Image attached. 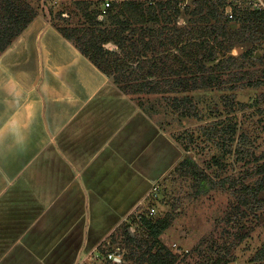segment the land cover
Listing matches in <instances>:
<instances>
[{"label": "crops", "instance_id": "1", "mask_svg": "<svg viewBox=\"0 0 264 264\" xmlns=\"http://www.w3.org/2000/svg\"><path fill=\"white\" fill-rule=\"evenodd\" d=\"M43 36L32 61L14 42L0 55V264H82L178 154L68 39Z\"/></svg>", "mask_w": 264, "mask_h": 264}, {"label": "rangeland", "instance_id": "2", "mask_svg": "<svg viewBox=\"0 0 264 264\" xmlns=\"http://www.w3.org/2000/svg\"><path fill=\"white\" fill-rule=\"evenodd\" d=\"M106 1L112 0H30L38 14L22 30V34L15 36L12 41L14 45L22 48L23 53L19 58L25 61L34 59L37 50L35 41H39V32L44 35L42 40L45 41H56V35L65 37L59 27L72 28L71 34L74 37L65 38L77 48L74 38H79L82 31L77 32L76 29L90 27L86 11L100 13L96 18L102 19L99 26L108 30L107 32L117 28L118 24L114 19L103 12V2ZM178 1L176 5L179 12L171 22L158 25L151 23L149 25L153 26L154 32L150 36L138 35L149 41L150 51L154 49L157 41H166L168 32H172L169 29L172 25L196 28L208 25L197 21L198 16L190 13L196 5V0ZM245 2L246 0H224V5L217 8L221 13L220 21L213 19L209 24L219 25L226 22V18L236 20L237 15L230 17L229 14L234 13L239 3L242 7L249 6ZM254 2L257 7L252 5L251 8L264 11L263 4L258 0ZM186 5L189 7L187 10ZM57 13H61V17H57ZM119 19H124V16L120 15ZM246 23L241 19L234 21L230 30H238L241 25H247ZM136 36L137 34L134 35ZM245 37V42L236 44L230 50L216 53V60H206L203 63L206 66L203 70L210 66L222 80L227 81L228 86H235L234 88H196L177 93L169 90L159 93H150L147 90L124 92L138 106L137 99L146 104L154 103L155 110L151 111L152 115L160 126L169 132L178 154L169 172L158 181L152 182L146 197L121 219L115 230L100 241L97 251L90 254L82 264H135L143 257L147 259L148 254L155 252L159 247V243L152 245V238L138 223L140 215H149L150 209H154L150 217H167L170 221L159 240L175 254L173 264H217L219 258L222 260L218 264H264V259L257 258L264 250V204L260 203L256 212L248 213L247 208H243L242 194L238 190L241 183L252 186L264 176V23L261 26L245 28ZM219 39L223 42L222 36ZM105 46L109 50L120 51L113 42H107ZM248 49L252 50V56L240 59L239 56ZM180 50L178 46L174 47V51ZM229 56L238 57L239 60L236 59L228 70H221V66L228 64L225 59ZM135 68L136 64L133 63L124 71L134 73ZM242 71H246L250 77L231 80L232 74H241ZM106 75L116 84L117 72ZM257 81L259 83L256 85ZM184 96L190 98L191 104L183 105L188 111H196L194 116L179 115L174 110L173 99ZM229 115L231 116L228 117ZM221 117H226L224 123L236 122V133L228 142L224 139V133L211 138L205 135L206 131L202 128V125H208ZM211 129L214 135V128ZM190 136L194 139L193 143L189 141ZM217 140L222 142H216ZM217 143H224V150L226 147L229 150L225 152L221 166L217 163L216 153L222 147ZM185 146L189 150H186ZM187 153L194 157L198 168L210 174L209 177L213 180L212 187L206 193L196 196L193 193L192 174H180L176 169ZM221 177H226L225 183L219 181ZM155 186H158L157 190H154ZM259 195L264 198L263 191ZM127 229L134 234L127 236V233H124ZM108 251L117 254V259L107 258Z\"/></svg>", "mask_w": 264, "mask_h": 264}, {"label": "trees", "instance_id": "3", "mask_svg": "<svg viewBox=\"0 0 264 264\" xmlns=\"http://www.w3.org/2000/svg\"><path fill=\"white\" fill-rule=\"evenodd\" d=\"M178 2V0H112L111 2H103V12L105 15L112 17L118 27L107 32L108 30L99 26L102 19L96 18L100 13L93 10L86 11L85 15L90 27L76 29L77 32L81 30L82 35L79 38H74L75 45L103 73L117 72L118 75L115 81L119 86L118 88L123 92L147 90L150 93H159L169 90V92L177 93L178 91L182 92L196 88L208 90L215 87L234 88L235 86H228L227 81L222 80L220 75L212 70L210 66L203 70L202 68L206 67L203 63L206 60H216V53L219 51L230 50L236 44L245 42L247 40L245 28L261 26L264 23V11L250 6L242 7L237 4L234 11V15H237L236 20L226 18V22L211 25L209 23L213 19L217 22L220 21L221 13L217 8L224 5V0H196V5L190 10V13L198 16L197 21L210 26L205 25L196 28L172 25L173 27L169 28L172 32H168L166 41H157L154 49L150 51L149 41L142 39L143 36H150L154 32L153 26L149 24L158 25L162 22H171L179 12V7L176 5ZM188 8V5H186L185 9ZM203 9H206V11H203ZM37 14L38 12L30 0H0V53L12 43L14 37L20 34ZM120 15L124 16V19H119ZM57 17H61V13H57ZM240 19L247 22V25H241V28L235 31L230 30L231 23ZM228 22L231 23L228 24ZM97 25L99 27H96ZM59 30L68 39L74 37L71 34L72 28L59 27ZM213 33L216 35H213ZM135 34H137L136 37H134ZM220 36L223 37V42L219 39ZM212 39L214 41H211ZM107 42L116 44L120 51H112L106 48L105 43ZM175 46L181 49L180 52L174 51ZM251 56L252 50L248 49L239 58ZM236 59L239 60L238 57L229 56L225 59L228 64L221 66V70H228ZM133 63L136 64L134 73H126L125 68L133 65ZM218 63L219 61L216 64ZM245 72L242 71L241 74L231 73L233 77L231 80L237 81L245 79L247 76L250 77ZM255 83L257 85L259 82ZM137 103L147 113H152L151 111L155 110L154 103H142L139 102V99H137ZM172 103L174 110L179 115L188 117L196 114V111H188L183 105L185 103L191 104L188 96L176 97ZM225 118L221 117L211 121L208 125H202L204 131H206L205 135L213 138V136L216 137L218 134L224 133L225 141L231 140L236 133V122L224 123ZM211 127L214 128V135H212ZM221 139L220 137L219 140ZM219 140L216 142H222ZM189 141L193 143V137L190 136ZM223 144L217 143L222 147L216 153V160L220 166L224 162L225 152L228 150V147L224 150ZM186 148L187 146H185ZM186 150H189V148ZM176 169L179 170L180 174H192L194 178L193 193L196 196L206 193L212 187L211 182L213 180L209 177L210 174L201 168L199 169L194 157H191L188 153ZM225 179L226 177H221L219 181L225 183ZM238 190L242 194L241 203L244 206L243 208L245 210L247 208L248 213L256 212L260 208L259 204H264V198L259 195L261 191L264 193V176L252 186L241 183ZM138 223L152 238V245L159 243V247L155 252L149 253L147 259H143V257L135 264H173L175 254L159 240V236L170 223L169 219L167 217L153 218L141 214ZM124 233H127V236L134 234L128 229ZM260 253L261 255L257 258L264 259V250ZM221 260L219 258L217 264Z\"/></svg>", "mask_w": 264, "mask_h": 264}, {"label": "built area", "instance_id": "4", "mask_svg": "<svg viewBox=\"0 0 264 264\" xmlns=\"http://www.w3.org/2000/svg\"><path fill=\"white\" fill-rule=\"evenodd\" d=\"M254 1L255 0H246L245 3L247 5H249V6H252L253 5L254 7H257L256 6V3ZM258 1L260 2V4H263V6H264V2L262 0H258ZM238 5H241V3H239ZM258 8H260V7H258ZM229 11H231V10H229ZM229 16L230 17H233L234 16V13L233 12H230ZM157 188H158V186H155L154 190H157ZM153 212H154V209H150L149 215L153 214ZM106 255H107L106 257L109 258V259H114V260L117 259V254H115L113 252L108 251V253H106Z\"/></svg>", "mask_w": 264, "mask_h": 264}]
</instances>
